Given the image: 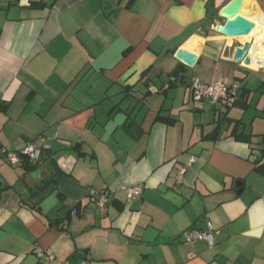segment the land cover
<instances>
[{
	"label": "crops",
	"instance_id": "1",
	"mask_svg": "<svg viewBox=\"0 0 264 264\" xmlns=\"http://www.w3.org/2000/svg\"><path fill=\"white\" fill-rule=\"evenodd\" d=\"M245 1L264 33V0ZM210 10L214 0H0V264H264V67L233 61L245 43ZM194 78L238 82L239 102H194ZM42 138L34 169L2 157ZM91 190L110 203L97 208ZM210 227L214 248L183 242ZM47 249L55 261L38 258Z\"/></svg>",
	"mask_w": 264,
	"mask_h": 264
},
{
	"label": "built area",
	"instance_id": "2",
	"mask_svg": "<svg viewBox=\"0 0 264 264\" xmlns=\"http://www.w3.org/2000/svg\"><path fill=\"white\" fill-rule=\"evenodd\" d=\"M214 1L218 5V13H220V11L233 0ZM260 64V67H264V61ZM240 90L241 86L238 82H228L223 79L209 85L202 84L197 78H194L191 81L192 99L199 104L208 102L212 105L223 104L228 108H232L239 101ZM48 150L49 146L47 145L46 140L42 138L29 143L19 152H9L4 150L2 152V157L7 164L17 167L20 166L26 158L33 164L42 162L44 154ZM194 160L195 158H192L190 163H193ZM125 190L129 200L142 193V188L140 186L126 188ZM111 196L112 192L108 190H91L89 193L90 201L99 209L105 208L110 203ZM216 234L217 232L210 227L206 231L188 229L183 233L182 237L183 242L186 244L204 241L210 248H214L216 245ZM38 258L46 262H53L56 259L54 253L50 249L38 253Z\"/></svg>",
	"mask_w": 264,
	"mask_h": 264
},
{
	"label": "water",
	"instance_id": "3",
	"mask_svg": "<svg viewBox=\"0 0 264 264\" xmlns=\"http://www.w3.org/2000/svg\"><path fill=\"white\" fill-rule=\"evenodd\" d=\"M243 3V0H233L220 11L219 16L225 21L224 25L218 28L220 34L228 38H240L250 35L255 29L256 25L247 18ZM251 47L250 42H246L243 46L238 47L233 61L250 66L252 64L249 57ZM175 57L188 67H194L198 59L196 55L183 50L177 51Z\"/></svg>",
	"mask_w": 264,
	"mask_h": 264
},
{
	"label": "bare ground",
	"instance_id": "4",
	"mask_svg": "<svg viewBox=\"0 0 264 264\" xmlns=\"http://www.w3.org/2000/svg\"><path fill=\"white\" fill-rule=\"evenodd\" d=\"M243 2H244V4L245 3L247 4V1L243 0ZM248 7H249V5H248ZM253 39H255V43H254L251 55H252V58L254 60H253L252 64L250 65V67L258 68L261 65L260 63H262L264 61V33L261 32L260 28L257 29V26L251 32L250 35L240 38V40L243 43L251 42Z\"/></svg>",
	"mask_w": 264,
	"mask_h": 264
},
{
	"label": "trees",
	"instance_id": "5",
	"mask_svg": "<svg viewBox=\"0 0 264 264\" xmlns=\"http://www.w3.org/2000/svg\"><path fill=\"white\" fill-rule=\"evenodd\" d=\"M217 13H218V11H216V10H214V11H212V10H210V17L211 16H216L217 15ZM185 68L184 67H182V66H179L178 67V69H176V71H174L171 75H170V77L171 78H175V77H177L180 73H181V71H183ZM257 92H259V93H261V94H263L264 95V82L260 85V87L258 88V90H257ZM245 94V93H244ZM239 102V101H238ZM237 102V103H238ZM236 103V104H237ZM160 120H165L166 121V119L165 118H160ZM170 122V121H169ZM133 126V121L131 122V123H129V121H128V124L126 125V128L127 129H130L131 127ZM41 163V162H40ZM24 166L25 165H27L26 167H28V168H32V169H34V168H36L38 165H39V163H36V165H34L33 163H31L30 161H29V159H24L23 160V163H22ZM21 164V165H22ZM33 164V165H32ZM56 181L54 180H52V181H50V182H47L46 184H44V186H43V190L44 189H46L48 186H50L51 184H53V183H55Z\"/></svg>",
	"mask_w": 264,
	"mask_h": 264
},
{
	"label": "rangeland",
	"instance_id": "6",
	"mask_svg": "<svg viewBox=\"0 0 264 264\" xmlns=\"http://www.w3.org/2000/svg\"><path fill=\"white\" fill-rule=\"evenodd\" d=\"M234 40H237L236 38H234Z\"/></svg>",
	"mask_w": 264,
	"mask_h": 264
}]
</instances>
